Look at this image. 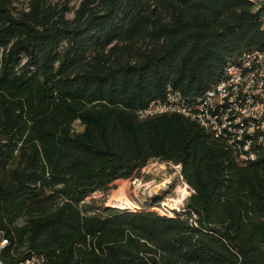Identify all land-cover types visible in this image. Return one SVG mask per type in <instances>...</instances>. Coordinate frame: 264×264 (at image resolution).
<instances>
[{"label":"trees","instance_id":"obj_1","mask_svg":"<svg viewBox=\"0 0 264 264\" xmlns=\"http://www.w3.org/2000/svg\"><path fill=\"white\" fill-rule=\"evenodd\" d=\"M11 1L0 0L2 261L264 264V154L240 165L182 115L136 114L168 88L200 97L227 60L264 51V2L84 0L69 21L44 20L39 4L14 16ZM153 160L193 190L181 211L83 207Z\"/></svg>","mask_w":264,"mask_h":264},{"label":"built area","instance_id":"obj_2","mask_svg":"<svg viewBox=\"0 0 264 264\" xmlns=\"http://www.w3.org/2000/svg\"><path fill=\"white\" fill-rule=\"evenodd\" d=\"M259 7L264 0H254ZM179 114L228 144L240 165L264 154V51L243 52L226 61L218 80L202 96L188 98L170 88L136 111L139 119ZM179 167V166H178ZM7 240L0 238L2 249ZM19 264H54L32 254Z\"/></svg>","mask_w":264,"mask_h":264},{"label":"rangeland","instance_id":"obj_3","mask_svg":"<svg viewBox=\"0 0 264 264\" xmlns=\"http://www.w3.org/2000/svg\"><path fill=\"white\" fill-rule=\"evenodd\" d=\"M81 2L84 0H12L10 8L14 16H20L31 11L35 4L37 6L39 4L38 10L44 20L63 16L72 21ZM94 5L95 3L91 6ZM75 130L79 132L82 127L76 123ZM179 171V167L171 163L149 161L133 177L118 179L112 182L106 191L92 193L86 198L83 207H91V211H88L90 214L101 213L111 209L109 206L117 207L112 205L113 201L127 198L133 204L128 208L132 206L133 210L146 208L159 215L171 216L173 211H181L184 208L188 197L193 193V190L188 189L187 184L182 180ZM114 184H116L115 188Z\"/></svg>","mask_w":264,"mask_h":264},{"label":"bare ground","instance_id":"obj_4","mask_svg":"<svg viewBox=\"0 0 264 264\" xmlns=\"http://www.w3.org/2000/svg\"><path fill=\"white\" fill-rule=\"evenodd\" d=\"M188 189H190V188L188 187ZM112 205L117 206V207H127V206H131L133 204L129 199L123 198V199H118V200L113 201ZM132 208H133V206H132ZM161 214H163V213H161Z\"/></svg>","mask_w":264,"mask_h":264}]
</instances>
